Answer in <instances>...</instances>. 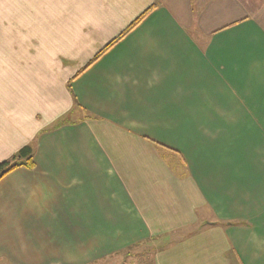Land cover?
Instances as JSON below:
<instances>
[{
    "label": "crops",
    "instance_id": "1",
    "mask_svg": "<svg viewBox=\"0 0 264 264\" xmlns=\"http://www.w3.org/2000/svg\"><path fill=\"white\" fill-rule=\"evenodd\" d=\"M26 146L0 264H264V0H0V163Z\"/></svg>",
    "mask_w": 264,
    "mask_h": 264
},
{
    "label": "trees",
    "instance_id": "2",
    "mask_svg": "<svg viewBox=\"0 0 264 264\" xmlns=\"http://www.w3.org/2000/svg\"><path fill=\"white\" fill-rule=\"evenodd\" d=\"M150 10L139 16L121 35L107 45L97 57L102 55L107 49L112 47L118 40L122 39L129 33L135 26L143 21L148 15ZM34 152L31 146H26L13 155L9 160L0 163V180L18 168L32 169L34 167Z\"/></svg>",
    "mask_w": 264,
    "mask_h": 264
},
{
    "label": "rangeland",
    "instance_id": "3",
    "mask_svg": "<svg viewBox=\"0 0 264 264\" xmlns=\"http://www.w3.org/2000/svg\"><path fill=\"white\" fill-rule=\"evenodd\" d=\"M151 251L146 247L136 248L126 254L115 256L98 264H149V256Z\"/></svg>",
    "mask_w": 264,
    "mask_h": 264
}]
</instances>
